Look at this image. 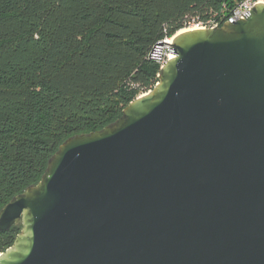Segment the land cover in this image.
Returning <instances> with one entry per match:
<instances>
[{"label": "water", "instance_id": "water-1", "mask_svg": "<svg viewBox=\"0 0 264 264\" xmlns=\"http://www.w3.org/2000/svg\"><path fill=\"white\" fill-rule=\"evenodd\" d=\"M180 31L151 90L0 209V264H264V4Z\"/></svg>", "mask_w": 264, "mask_h": 264}, {"label": "trees", "instance_id": "trees-1", "mask_svg": "<svg viewBox=\"0 0 264 264\" xmlns=\"http://www.w3.org/2000/svg\"><path fill=\"white\" fill-rule=\"evenodd\" d=\"M242 0H0V209L157 82L158 42ZM20 224L0 233V252Z\"/></svg>", "mask_w": 264, "mask_h": 264}, {"label": "built area", "instance_id": "built-area-1", "mask_svg": "<svg viewBox=\"0 0 264 264\" xmlns=\"http://www.w3.org/2000/svg\"><path fill=\"white\" fill-rule=\"evenodd\" d=\"M258 4H264V0H242L238 3L230 12L225 13L226 7L224 4L218 13H213L206 20L191 19L187 28L191 29H212L215 27H220L224 23H234L240 20H244L252 8ZM167 59V54H164L159 59H156L160 63V67L165 63Z\"/></svg>", "mask_w": 264, "mask_h": 264}, {"label": "bare ground", "instance_id": "bare-ground-1", "mask_svg": "<svg viewBox=\"0 0 264 264\" xmlns=\"http://www.w3.org/2000/svg\"><path fill=\"white\" fill-rule=\"evenodd\" d=\"M191 28H188V29H184V30H182V31H180V32H184V31H186V30H190ZM191 30H193V29H191ZM167 42H170V39L169 40H166ZM173 57V55L170 53V54H168L167 55V58H172Z\"/></svg>", "mask_w": 264, "mask_h": 264}, {"label": "rangeland", "instance_id": "rangeland-1", "mask_svg": "<svg viewBox=\"0 0 264 264\" xmlns=\"http://www.w3.org/2000/svg\"><path fill=\"white\" fill-rule=\"evenodd\" d=\"M162 53H163V55L164 54H167V55L170 54L169 50H167L166 48H163Z\"/></svg>", "mask_w": 264, "mask_h": 264}]
</instances>
